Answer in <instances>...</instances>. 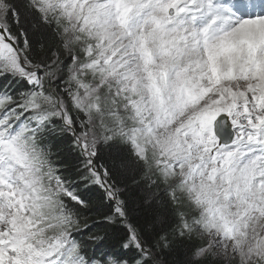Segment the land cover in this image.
Wrapping results in <instances>:
<instances>
[{
  "label": "snow or ice",
  "instance_id": "snow-or-ice-1",
  "mask_svg": "<svg viewBox=\"0 0 264 264\" xmlns=\"http://www.w3.org/2000/svg\"><path fill=\"white\" fill-rule=\"evenodd\" d=\"M0 264H264V0H0Z\"/></svg>",
  "mask_w": 264,
  "mask_h": 264
},
{
  "label": "trees",
  "instance_id": "trees-1",
  "mask_svg": "<svg viewBox=\"0 0 264 264\" xmlns=\"http://www.w3.org/2000/svg\"><path fill=\"white\" fill-rule=\"evenodd\" d=\"M171 259H175V257H170V260H171Z\"/></svg>",
  "mask_w": 264,
  "mask_h": 264
}]
</instances>
